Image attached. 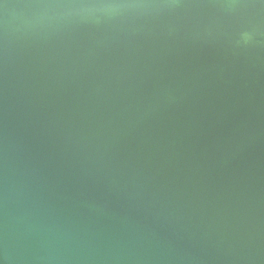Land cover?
<instances>
[{"label": "water", "instance_id": "95a60500", "mask_svg": "<svg viewBox=\"0 0 264 264\" xmlns=\"http://www.w3.org/2000/svg\"><path fill=\"white\" fill-rule=\"evenodd\" d=\"M0 264H264V0H0Z\"/></svg>", "mask_w": 264, "mask_h": 264}]
</instances>
